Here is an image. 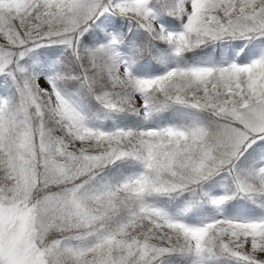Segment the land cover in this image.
I'll list each match as a JSON object with an SVG mask.
<instances>
[{
  "label": "snow or ice",
  "instance_id": "obj_1",
  "mask_svg": "<svg viewBox=\"0 0 264 264\" xmlns=\"http://www.w3.org/2000/svg\"><path fill=\"white\" fill-rule=\"evenodd\" d=\"M0 264H264V0H0Z\"/></svg>",
  "mask_w": 264,
  "mask_h": 264
}]
</instances>
